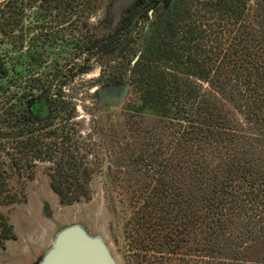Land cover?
I'll return each mask as SVG.
<instances>
[{
	"label": "trees",
	"instance_id": "1",
	"mask_svg": "<svg viewBox=\"0 0 264 264\" xmlns=\"http://www.w3.org/2000/svg\"><path fill=\"white\" fill-rule=\"evenodd\" d=\"M101 3L0 0V205L18 201L10 181L30 177L37 162L51 163L61 204L89 199L92 170L67 125L69 103L49 93L61 66L45 67L43 56L58 40L52 29L76 25ZM27 10L45 33L26 48ZM77 46L103 55L118 49L104 102L125 96L130 67L137 101L128 131L142 150L123 156L132 170L118 173L135 181L125 188L134 261L264 264V0H138L113 32ZM38 93L49 98L37 120L30 106ZM0 230L1 239H14L1 214Z\"/></svg>",
	"mask_w": 264,
	"mask_h": 264
},
{
	"label": "rangeland",
	"instance_id": "2",
	"mask_svg": "<svg viewBox=\"0 0 264 264\" xmlns=\"http://www.w3.org/2000/svg\"><path fill=\"white\" fill-rule=\"evenodd\" d=\"M137 2L102 0L97 12L76 25L66 23L52 29L58 34V40L44 54V66H51L55 60L61 70L49 93L60 92L69 103L71 119L67 125L76 131L79 146L87 157L86 164L92 170L90 196L73 204H61L50 187L49 162H37L32 177L29 175L31 178L28 173L15 174L10 189L18 194V201L0 205V214L12 226L15 237L13 240L0 238V264H40L52 249L57 234L71 226L81 227L89 236L99 238L115 264H139L127 252L129 239L126 237V232L133 227V212L128 206L130 193L125 188L135 181L126 180V175L118 173L120 166L132 170L131 159L123 160V156H134L142 150L128 131V114L134 116L131 108L137 101L129 83L130 67H126L122 80L125 96L116 103L104 102L100 90L107 84L108 73L118 65V49L114 54L103 55L95 49L90 52L77 46L86 42L88 35L104 38L113 32L119 19ZM42 25L35 21L34 11L25 12L24 47H28L32 35L45 33ZM48 98L49 94L38 93L31 102L30 113L35 119L44 118L45 113L40 114L47 107ZM61 121L58 119L55 124ZM134 168L137 169L135 165ZM133 175L140 177V173Z\"/></svg>",
	"mask_w": 264,
	"mask_h": 264
},
{
	"label": "water",
	"instance_id": "3",
	"mask_svg": "<svg viewBox=\"0 0 264 264\" xmlns=\"http://www.w3.org/2000/svg\"><path fill=\"white\" fill-rule=\"evenodd\" d=\"M40 264H115L99 238L89 236L81 227L60 231Z\"/></svg>",
	"mask_w": 264,
	"mask_h": 264
}]
</instances>
